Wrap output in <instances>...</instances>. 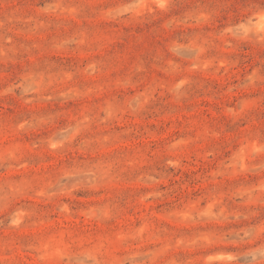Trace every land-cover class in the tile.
<instances>
[{
	"label": "rangeland",
	"instance_id": "rangeland-1",
	"mask_svg": "<svg viewBox=\"0 0 264 264\" xmlns=\"http://www.w3.org/2000/svg\"><path fill=\"white\" fill-rule=\"evenodd\" d=\"M0 264H264V0H0Z\"/></svg>",
	"mask_w": 264,
	"mask_h": 264
}]
</instances>
